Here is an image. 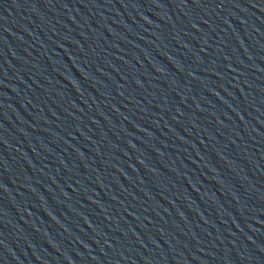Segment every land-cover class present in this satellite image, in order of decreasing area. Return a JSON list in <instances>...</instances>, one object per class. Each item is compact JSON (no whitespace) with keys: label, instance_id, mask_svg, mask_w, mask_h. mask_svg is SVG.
Instances as JSON below:
<instances>
[{"label":"water","instance_id":"water-1","mask_svg":"<svg viewBox=\"0 0 264 264\" xmlns=\"http://www.w3.org/2000/svg\"><path fill=\"white\" fill-rule=\"evenodd\" d=\"M0 264H264V0H0Z\"/></svg>","mask_w":264,"mask_h":264}]
</instances>
